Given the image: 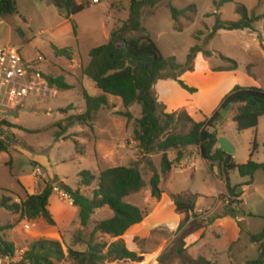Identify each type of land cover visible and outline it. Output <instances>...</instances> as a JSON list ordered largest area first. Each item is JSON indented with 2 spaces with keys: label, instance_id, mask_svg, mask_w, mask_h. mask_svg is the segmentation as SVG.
I'll use <instances>...</instances> for the list:
<instances>
[{
  "label": "rangeland",
  "instance_id": "rangeland-1",
  "mask_svg": "<svg viewBox=\"0 0 264 264\" xmlns=\"http://www.w3.org/2000/svg\"><path fill=\"white\" fill-rule=\"evenodd\" d=\"M77 1L84 5L91 4V0ZM131 1L102 0L100 6L87 7L70 23L50 0H14L15 12L0 17V49L14 48L23 62L31 64L33 70L45 77H63L73 87L67 91L53 88L57 91L53 98L30 97L16 110L0 113V124L8 122L15 126L1 128L3 134L0 139L10 138L11 149L0 153V203L3 198H8L12 200L11 204H20L29 195L39 194L44 182L52 183L54 191L48 211L61 231V241L58 242L64 254V259L54 261V264H78L68 257L69 249L85 252L87 246L84 242L90 240L95 223L113 216L108 208L97 210L89 227L84 229L80 226L78 209L70 203L69 198L61 197L63 191L56 193V189L62 185L77 189L78 175L84 171L97 174L110 168L137 167L146 186L141 192L127 197L125 202L140 208L145 214L155 209L158 201H163V196L161 199L151 196L150 180L158 174L163 179L161 190L166 196L164 202L178 198L196 205L197 210L223 215L222 201L225 202L228 190L221 169L213 167L193 148H189L182 161L189 169L175 168L164 178L161 171L163 151L159 148L158 154L150 157L140 153L133 136L134 121L128 123L126 118L115 115L124 111L119 98L108 96L110 106L114 108H102L96 114L93 134L85 128H77L69 133L87 134L85 138L79 135L76 138L82 153L78 152V146L72 139L57 140V129H49L66 117L60 110L73 106L74 110L69 111L67 116L85 111L83 90L94 97L102 95L91 80L83 79V69L90 62V51L106 44L111 33L121 29L129 20ZM219 2L163 0L154 8L145 7L143 10V26L164 57H173L177 64L185 66L192 48L200 47L212 54L209 58L203 53L198 54L193 62V71L181 77L189 86L197 89L196 94L183 90L168 69L163 70L161 77L154 82L152 93L157 99L158 111L164 114L175 112L176 121L186 105L195 108L197 116L200 112L202 116L199 118L210 119L235 87L264 91V0H235V3L222 7L217 6ZM237 5L244 6L250 16H263V19L254 24L253 30L221 31L210 38L218 19L222 22H238L241 19L236 12ZM190 6H194L192 11L186 12L177 22L173 20L170 7L183 11ZM178 28L182 31H178ZM199 32H202L201 36ZM56 50H70L72 59L58 55ZM226 59L236 62V70H226L232 66ZM219 69L223 71L217 72ZM129 111L134 119L142 117L139 105L132 106ZM236 113L237 107H234L220 125L214 127V131L233 145L236 150L233 158L237 164L252 160L264 165V117L257 128L238 132L233 120ZM177 125V129L183 132L190 127L184 121ZM168 157L173 160L172 151L168 152ZM37 169H41L42 175L36 173ZM229 182L232 188L245 193L243 199L246 205L239 214L245 232L241 242L232 246L231 253H228L223 238L218 239L208 231L203 242L189 252L210 258V250L216 243L219 257L213 264H246L257 260L260 252V245L252 243L250 236L264 231V171H258L253 178H243L237 170H233L229 173ZM95 188L96 185L83 188L82 192L91 197ZM220 195L226 197H221V201L218 198ZM172 212L175 215H189V210L179 212L174 204ZM168 219L173 221L171 217ZM184 224L155 226L144 235L136 232L141 226L136 227L121 243L137 252L139 262H121L112 257L99 264H204L200 259L193 261L187 257L183 235L178 234ZM52 227L43 219L28 221L22 219L19 213L0 208V239L14 244L15 249L26 252L39 240L53 241L46 235L47 229ZM116 242L117 239L100 233L94 237V243L103 246L102 255Z\"/></svg>",
  "mask_w": 264,
  "mask_h": 264
},
{
  "label": "trees",
  "instance_id": "trees-1",
  "mask_svg": "<svg viewBox=\"0 0 264 264\" xmlns=\"http://www.w3.org/2000/svg\"><path fill=\"white\" fill-rule=\"evenodd\" d=\"M50 1L58 7L65 19L70 23H72L73 17L90 6L89 3L84 5L77 0ZM162 1H131L129 20L123 24L121 29L111 33L106 44L90 51V62L83 69V75L95 84L102 92V95L94 97L83 90L82 95L86 105L85 111L79 115L67 116L69 111L74 110L73 106L60 110L66 117L49 129H57L55 135L57 140L72 139L78 146V152L82 153V148L76 138L79 136L85 138L87 134L69 133L77 128H85L93 134L96 114L102 108H114L110 106L108 96L119 98L122 101L124 111L116 112L115 115L126 118L128 123L134 121L133 136L140 153L150 157L153 154H158L157 149L159 148L163 151L162 175H167L171 172L173 165L183 159L188 148L197 147L200 149L202 158L212 165L218 164L222 175L225 176L228 205L236 204L239 206L242 192L238 191L237 188H232L229 182V173L237 170L241 177L253 178L258 171H264V165L252 160L246 164H237L233 156H228L219 148H216L218 135L214 131V122L221 114V111L232 103L233 108L237 107V113L233 120L238 132L257 128L260 119L264 117V91L257 88L235 87L225 98L221 108L210 119H206L201 123L194 122L184 110L179 113L177 121L175 112L172 114L159 112L157 99L152 93V86L161 77V72L165 69L170 70L173 73V80L183 90L190 94H196L197 89L189 86L181 77L185 73L193 71V62L198 54L203 53L208 58L212 55L210 52H204L200 47L192 48L185 66L177 64L173 57L167 58L162 55L159 47L142 23L144 8H154ZM228 3H235V0H220L217 6L222 7ZM193 9L194 6H190L186 10L179 11L174 7H170L172 18L176 22L186 12ZM14 12V0H0V17L13 14ZM236 12L241 16L238 22H222L218 19L209 37L212 38L221 31L253 30L254 24L263 19V16L254 14L250 16L248 10L242 5H237ZM72 26L75 30V26L73 24ZM178 31H182V29L178 28ZM198 35L201 36L202 32H199ZM56 51L58 55L72 59L70 50ZM226 61L232 65L226 69L227 71L236 70V62L230 59H226ZM220 71H223V69L217 70V72ZM45 78L49 86L58 91H67L73 88L65 82L63 77ZM134 105H139L142 108V117L140 119H134L129 111ZM183 121L190 125L189 128L188 126H183L185 129L188 128L187 132L177 129V123H183ZM3 126L15 127L8 122H2L0 124L1 136L3 134L1 132ZM10 143L11 140L8 137L5 140L0 139V153L8 152L11 149ZM255 149L256 147H254V151ZM171 150L175 151L176 154L173 161L168 157V152ZM78 178L77 189L64 185L59 189L69 197L73 206L78 209L80 226L87 229L97 210L109 208L113 212V216L108 220L95 223L90 240L84 242L87 246L85 252L69 249L68 257L78 264H99L112 257L121 262L138 263L139 256L137 252L121 243V240L130 231L142 226L145 221V213L140 208L125 202L127 197L141 192L146 186L138 169L134 166L129 168L116 167L99 171L97 174L84 171L78 175ZM160 184L161 176L155 174L150 180V190L153 198L161 199L163 196ZM51 185V182H44V187L39 194L29 195L20 204H11V199L3 198L0 208L15 214L19 213L22 219L28 221L43 219L48 225L55 226L56 223L48 211L49 200L54 191V187H51ZM93 185H96V188L92 191L91 197L86 196L82 189L91 188ZM173 204L179 212L186 211L189 207L194 206L191 202L186 203L178 198H173ZM238 206H229L228 208L234 217L239 214ZM97 233L108 235L118 240V242L109 246L105 255H102L103 246L94 243V237ZM250 241L260 245V252L257 260L247 264H264V231L259 235L250 236ZM14 250V244L0 239V255L11 254ZM63 259L64 254L59 242L39 240L29 248L20 264H54V261L60 262ZM200 261L204 264H212L204 259H200Z\"/></svg>",
  "mask_w": 264,
  "mask_h": 264
},
{
  "label": "crops",
  "instance_id": "crops-1",
  "mask_svg": "<svg viewBox=\"0 0 264 264\" xmlns=\"http://www.w3.org/2000/svg\"><path fill=\"white\" fill-rule=\"evenodd\" d=\"M101 4H102V0L99 4H90V7H97V6H100ZM83 77H84L83 78L84 80L88 79L86 76H83ZM182 109H184L187 112L188 116L196 123H201V122L206 120L205 117L199 118V116H202L201 113L199 112V116H197V114L195 113V111H196L195 108H193L191 105H186V106L182 107ZM219 137H222V136H218V138ZM192 148L194 149V151L197 154L201 155L199 148L190 147V149H192ZM216 148H219V146L217 145ZM171 151L174 155V158H173V160H174L176 154H175V151H173V150H171ZM184 157H185V155H184ZM184 157H183V159H184ZM183 159L179 163H175L172 167V170L175 168H178L181 170L189 169L188 165L182 164ZM213 167H216V168L218 167L220 169L218 164H213ZM172 170H171V172H172ZM171 172L169 174H171ZM169 174L165 175L164 178L168 177ZM162 181H163V179L161 178V184H162ZM161 184H160V189H161ZM189 195L191 196V194H189ZM244 196H245V193H242V196L239 199V202H240V204L238 206L239 214H241L242 209L246 205V203L243 199ZM221 197H226V196H223V195L218 196L219 200H221ZM165 199H166V196H165V193L163 192L162 203H161V201H158L155 209H152L151 211H149L148 213L145 214V221H144L143 225L141 227H139L138 231H136V232L144 235L145 233L152 230L155 226H163V227L167 226L168 227L171 224L185 222L184 226L182 227V229L179 231L178 234L183 235V241L185 244L184 248L188 253V254H186L187 257H189L193 261H197L199 259H204L207 262H210L212 264L214 262H216L215 260L218 259V257H219V251L217 249L216 243L213 244L212 249L210 250V253H211L210 258H207L206 256H204L202 254L201 255L200 254H191V252H189L195 246H197L201 242H203L208 231L211 233V235H214L218 239L223 238V242L225 243V245H227L226 252H228V253L229 252L231 253L230 250H231L232 246H237L241 242L242 236L245 234V232L243 231V228L241 226V219L239 218V214L236 217H234L233 213L231 211H229L227 197L225 199V202L221 200L223 202V207H224L223 215L213 213L212 211L203 212L202 210H197L196 205H194L192 207L193 211H191L190 210L191 207H189V209H188L189 215L188 216L185 214L175 215L172 212V207H173L172 199L171 200L168 199L167 202H164ZM104 209H106V208H104ZM170 217L173 219V221L168 219ZM201 225L203 227H201ZM60 232L61 231L55 225L51 229H47L46 235L51 237V239H53L54 242H58V241H61ZM247 235H248V233H247ZM117 242H118V240H117ZM255 245H257V244H255ZM255 247H258V246H255ZM258 249H257V251H258Z\"/></svg>",
  "mask_w": 264,
  "mask_h": 264
},
{
  "label": "built area",
  "instance_id": "built-area-1",
  "mask_svg": "<svg viewBox=\"0 0 264 264\" xmlns=\"http://www.w3.org/2000/svg\"><path fill=\"white\" fill-rule=\"evenodd\" d=\"M100 2L91 0V4ZM56 95L57 91L49 86L44 75L33 70L30 63L23 62L14 48L0 49V113L16 110L30 97L53 98ZM36 173L42 175L41 169H37ZM60 191L56 189L57 194ZM61 197L69 198L64 192H61ZM70 203L73 205L71 200ZM26 228L29 229V226ZM27 252L15 249L11 254L0 255V264H20Z\"/></svg>",
  "mask_w": 264,
  "mask_h": 264
},
{
  "label": "water",
  "instance_id": "water-1",
  "mask_svg": "<svg viewBox=\"0 0 264 264\" xmlns=\"http://www.w3.org/2000/svg\"><path fill=\"white\" fill-rule=\"evenodd\" d=\"M232 107H233L232 103L225 107V109L221 112V114L216 118L214 122V127L220 125V123L226 118L228 112L232 109ZM218 146L219 149L228 156H233L236 151L233 145L224 137L218 138ZM190 210L193 211V208L191 207Z\"/></svg>",
  "mask_w": 264,
  "mask_h": 264
}]
</instances>
